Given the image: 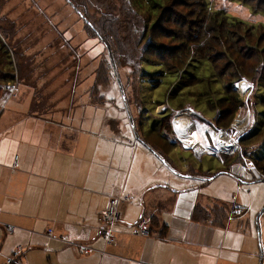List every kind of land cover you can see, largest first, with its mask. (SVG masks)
<instances>
[{"label": "rangeland", "instance_id": "1", "mask_svg": "<svg viewBox=\"0 0 264 264\" xmlns=\"http://www.w3.org/2000/svg\"><path fill=\"white\" fill-rule=\"evenodd\" d=\"M68 1L0 0L4 71L14 74V80L1 84L0 110L12 105L11 97L16 101L13 109L29 110L26 99L35 94L33 111L56 116L70 113L67 120L76 128L110 131L122 138L130 134L140 139V147L144 140L165 157L164 161L155 159L159 167L150 168L149 175L157 179L156 185L170 189L174 214L183 215L175 208H185L192 198L211 207L216 199H238L245 215L234 216L229 209L226 213L233 216L232 222L243 216V225L252 230L256 255L260 257L262 250L264 258V181L241 183L229 170L264 155V12L255 10L264 0L250 4L206 0L209 10L234 23L227 25L229 30L239 22L247 30L241 37L234 34V40H221L222 45L211 37V27L216 26L213 18L193 13L199 9L195 0H162L158 12H151L143 0H75L86 6L95 23L102 12L111 16L106 22L112 30L108 39L119 54V65L108 82L99 86L96 71L106 61L107 51ZM209 46L213 49L210 56L217 59L212 63L218 68L215 72L206 59L189 61L190 54H210L203 50ZM177 49L183 53L174 58ZM138 54V63L127 67V58ZM162 59L166 66L160 65ZM218 74L226 82L235 76L233 85L222 86ZM29 88L25 101H20L19 93ZM221 111L227 117L217 125ZM177 114L188 118L191 127L194 121L203 129L210 128L214 138H228L236 131L235 154L223 150L231 158L224 162L221 155L198 156L192 147L180 144L170 121ZM256 130L259 134L252 137ZM127 210L132 230L139 221L138 212L131 204Z\"/></svg>", "mask_w": 264, "mask_h": 264}, {"label": "crops", "instance_id": "2", "mask_svg": "<svg viewBox=\"0 0 264 264\" xmlns=\"http://www.w3.org/2000/svg\"><path fill=\"white\" fill-rule=\"evenodd\" d=\"M30 92L22 90L20 101ZM33 95L26 99L29 110L13 109L11 97L12 105L0 113V264L17 247L20 254L11 264H257V257L264 264L262 250L256 255L251 228L242 222L246 209L233 222L226 213L240 204L238 199H216L211 207L192 198L185 208H175L183 215L174 214L170 189L149 175L155 159L164 161L161 151L144 140L140 147V139L130 134L122 138L76 128L67 120L70 113L33 111ZM170 121L180 144L198 156L221 155L226 162L231 158L224 151L235 154L236 131L214 138L210 128L192 120L191 127L181 114ZM240 168L229 170L246 183ZM113 196L130 199L120 204L110 226L114 240L107 243L98 217ZM129 204L138 220H146L149 235L131 230Z\"/></svg>", "mask_w": 264, "mask_h": 264}, {"label": "trees", "instance_id": "3", "mask_svg": "<svg viewBox=\"0 0 264 264\" xmlns=\"http://www.w3.org/2000/svg\"><path fill=\"white\" fill-rule=\"evenodd\" d=\"M195 1L197 2V7L199 9L193 11V13L198 12L199 16H203V17L205 16L206 17V16L210 15L213 18V22L216 24V26L211 27V29H213L212 33H211V37L217 41L218 45L224 44L221 40H226L228 37H231L234 40V34H236V36H238V37L242 36L241 32H243V31H244L243 33L246 34L247 30L244 29V27H243L244 23L243 22H239V24H235L236 27L233 28V30H229L227 28V25H229V24L234 25V23L232 21H230L228 18H225L226 16L225 17L222 16L221 13H217V12H213L212 10H209L207 7L206 0H195ZM143 2L150 8L151 12H158L159 8L161 7L162 0H143ZM243 2H247L249 4L252 3L251 0H249V1L244 0ZM68 3L74 8V10L77 12V14L86 23L87 30L89 32H92L94 35H96L102 41V43L105 46V49L107 51V59H106V61L102 60L101 66L98 67L99 71L98 72L96 71V76H95V83H97L98 86L101 84L105 85L108 82V78H110L111 72L113 74V72H115V68L119 65L118 60L116 58L117 56H119V54H116L113 52L111 40L109 42V39L111 38L109 36L112 35V30H111L110 25L109 24L107 25L106 22L108 21V19L111 18V16L109 17L107 14L104 15V14H102L103 13L102 12L99 15L97 23H95L94 20H96V18L92 17L90 14L87 13L88 9L86 8V6L83 3L76 2L75 0H69ZM90 7H94V6L90 5ZM164 7H166V6H164ZM164 7L161 9L162 10L165 9ZM260 7L259 6L255 7V10H260V11L264 12V4H262V6H260ZM86 16H90V18L86 17ZM104 18H107V19H104ZM101 24H102V27H99ZM153 25H155V23ZM183 27H185V26L183 25ZM143 30H145V29H143ZM146 32H147V30H145V33ZM249 33L251 35H253V30H250ZM257 37H260L259 34L257 35ZM199 39H200V36H199ZM199 43H201V42H199ZM3 48H4V45L0 43V93H1V84L2 83L9 81V79L14 80V74L13 73L4 71V68L6 66L4 61H6V59H5V54H4L5 50ZM199 48H200V44H199ZM125 49H127L126 46H125ZM203 50L207 51L210 54L199 53V57H193V54H190L191 59L189 61H192V59H195V60L206 59L207 61L210 62L211 66L215 72L218 68L213 66L212 63H214L216 58H214L213 56H210L213 53V49L209 46L207 48H203ZM182 53H183L182 49H177L175 51L176 55H174L173 57L176 58V56H180V54H182ZM139 59H140L139 54H138V57L129 56L127 58V62H128L126 64L127 67L130 68L131 66L135 65L136 63H138ZM163 61H164V59L160 60V62H162V63H163ZM179 63H182V62H179ZM160 65L166 66L167 63H165V62L163 64L160 63ZM217 77L222 81V86L223 85H230L229 87H231L233 85L232 79H235V76H231L230 77L231 80L228 79L229 82H226V81H223V78H222V76H220V74H218ZM224 89L225 88H223V90ZM224 94L225 95L222 97H226L227 93H224ZM263 101H264V97H263ZM262 106H264V104ZM219 109H222L220 104H219ZM1 111L2 110H0V113H1ZM228 114H231V112H229ZM223 117L226 118L227 115H226V113L222 114V111H221V115H219V118L217 117V120H215L217 125H221V120ZM167 121L169 122L168 119H167ZM261 123H262L261 125L264 128L263 120ZM134 129H135V127H134ZM256 131H257L256 133L252 134V137L257 136L259 134V131L258 130H256ZM260 137H263V135H261ZM252 162H253L254 168H256L257 174L253 175L249 181H251V182L252 181H258V180L264 181V155H263V157L252 158Z\"/></svg>", "mask_w": 264, "mask_h": 264}, {"label": "built area", "instance_id": "4", "mask_svg": "<svg viewBox=\"0 0 264 264\" xmlns=\"http://www.w3.org/2000/svg\"><path fill=\"white\" fill-rule=\"evenodd\" d=\"M251 173H248V171ZM254 165H252V161H246L245 164L241 165L240 175L246 176L247 179H251L253 175H256L257 172L254 171ZM130 199V196H125L123 198H119L117 196H113L109 198L107 207L100 213L98 217L99 222L102 225L101 234L107 243H111L114 238L112 236V232L110 231V226L113 222L118 218L119 206L120 204L126 203ZM242 210V206L234 205L231 209V214L236 215ZM6 229L11 231L13 228L11 226H7ZM133 232L135 234H139L143 236H147L150 234V231L147 226V222L145 219L141 218L135 225H133ZM21 251L20 247H17L13 252L12 256L8 257L5 261V264H11L14 262L16 257L19 256ZM19 262V261H16ZM21 264V263H20Z\"/></svg>", "mask_w": 264, "mask_h": 264}]
</instances>
